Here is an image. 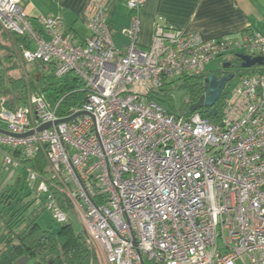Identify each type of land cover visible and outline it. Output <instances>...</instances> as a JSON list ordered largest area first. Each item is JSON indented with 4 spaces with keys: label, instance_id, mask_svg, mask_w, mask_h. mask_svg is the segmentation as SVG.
Listing matches in <instances>:
<instances>
[{
    "label": "built area",
    "instance_id": "built-area-1",
    "mask_svg": "<svg viewBox=\"0 0 264 264\" xmlns=\"http://www.w3.org/2000/svg\"><path fill=\"white\" fill-rule=\"evenodd\" d=\"M147 1L126 0L129 43L120 50L109 0L89 1L83 41L60 15L33 19L20 0H0L2 27L31 44L22 64H49L57 77L73 73L87 94L63 115L62 99L30 94L10 109L1 96L4 166L26 168L56 222L82 224L107 264H264V65L241 77L219 123L150 98L172 78L201 76L230 53L264 57V35L204 39L157 23L143 49L137 41ZM40 153L44 172L24 163Z\"/></svg>",
    "mask_w": 264,
    "mask_h": 264
},
{
    "label": "trees",
    "instance_id": "trees-1",
    "mask_svg": "<svg viewBox=\"0 0 264 264\" xmlns=\"http://www.w3.org/2000/svg\"><path fill=\"white\" fill-rule=\"evenodd\" d=\"M26 47L31 48L26 37L6 31L0 23V97H8L10 109L26 103L30 94L41 95L52 104L62 99L60 107L62 115L72 112L86 101L84 84L73 73L57 77L51 65L39 61L25 62L26 67H23L22 50ZM16 71H22V74L16 76L14 75ZM252 71L253 69H239L236 72L237 76L242 77ZM219 72L220 70L213 72L207 70L201 76L185 77L188 81L198 82H194L193 88L189 84L186 85L191 87V98L183 115L190 116L195 113L191 109L192 105L209 89L205 80L210 74L219 75ZM166 86L167 84L151 94L150 98L170 112H176L173 99L165 92ZM228 96L223 92L213 107H204L196 112L204 118H209L213 123H219ZM24 163L40 172H44L46 167L42 153L35 159L24 160ZM20 179L15 182L16 185H19ZM34 191L38 193L33 189V194ZM14 192L13 188H8L0 194V264H20V260L26 256L29 257L28 262L33 260L35 264H99L98 256L91 248L84 230L77 232L73 227L74 223L60 224L61 227L57 231L43 228L38 223V218L40 212L46 208L45 202L40 208L29 212L35 201L30 199L32 192L27 189L24 191L26 201L17 197L18 191ZM58 199L66 209L70 207L69 204H65L66 200L63 197L59 196Z\"/></svg>",
    "mask_w": 264,
    "mask_h": 264
},
{
    "label": "crops",
    "instance_id": "crops-1",
    "mask_svg": "<svg viewBox=\"0 0 264 264\" xmlns=\"http://www.w3.org/2000/svg\"><path fill=\"white\" fill-rule=\"evenodd\" d=\"M20 1L33 19L62 16L67 32L75 34L78 41H83L89 34L85 10L90 0ZM107 10L116 30L115 45L122 50L129 43L124 30L131 24V11L126 0H109ZM157 23L167 30L199 33L204 39L240 38L257 32L264 35V0H148L141 9L138 47L146 49L152 45ZM36 28L44 38H49L40 26L36 25ZM239 53H230L221 59L225 63Z\"/></svg>",
    "mask_w": 264,
    "mask_h": 264
},
{
    "label": "rangeland",
    "instance_id": "rangeland-1",
    "mask_svg": "<svg viewBox=\"0 0 264 264\" xmlns=\"http://www.w3.org/2000/svg\"><path fill=\"white\" fill-rule=\"evenodd\" d=\"M242 53V52H241ZM22 63V59H21ZM25 64V63H24ZM24 64H22L23 67H26ZM224 61L221 58H217L209 63L208 65V71H219L223 67ZM45 67V66H42ZM44 69V68H43ZM22 74V71H16L14 72V75L20 76ZM241 79V76H235L231 81L227 83V86L224 90V93H227V95H230L234 88L239 84ZM194 82L196 81H188L185 78H172L168 81L167 86L165 87L166 93L169 94V96L173 99V103L177 108L178 113L183 114L185 110L188 108V101L191 98V87L193 88ZM189 84L191 87L186 86ZM3 129L6 127L4 124L0 125ZM0 192L7 190L8 188H13V191L17 192V197L23 198L25 201L26 196L24 194V191L27 189L32 192V196L30 199L34 201L33 208L31 207L28 211L32 212L33 210L40 208L41 205L45 202L46 195H43L42 198H39L33 189L37 191L38 183L30 182L28 180L29 178V172L26 168H12V167H5L4 166V155L0 154ZM18 178H21L19 181V185H16V181ZM14 192V193H15ZM38 198V199H36ZM38 223L43 228H52L54 231H57L61 225L56 222L54 219V216L52 212L48 209H43L40 212ZM73 227L77 232H82L83 226L82 224L76 222L73 224ZM96 254L98 256L99 264H107L106 258L102 250L97 246L96 247ZM27 264H35L33 260L27 261Z\"/></svg>",
    "mask_w": 264,
    "mask_h": 264
},
{
    "label": "water",
    "instance_id": "water-1",
    "mask_svg": "<svg viewBox=\"0 0 264 264\" xmlns=\"http://www.w3.org/2000/svg\"><path fill=\"white\" fill-rule=\"evenodd\" d=\"M241 60V64L235 66L238 69H250L255 66H262L264 65V57L263 56H250L247 54L239 53L236 55ZM232 66L231 62L225 63L223 68H228ZM235 77V74L225 75L219 77L218 73H212L208 76L205 82L208 84V91L205 95L201 96L199 101L194 103L191 107L192 111H198L204 107H213L217 101L220 99L221 95L223 94L227 83L231 81ZM215 112V111H214ZM84 113V112H83ZM50 126V124L43 126L40 130ZM0 132L9 134V132L3 128H0ZM32 133V132H31ZM28 133L26 135H29ZM29 260V257L26 256L20 260V264H26Z\"/></svg>",
    "mask_w": 264,
    "mask_h": 264
},
{
    "label": "flooded vegetation",
    "instance_id": "flooded-vegetation-1",
    "mask_svg": "<svg viewBox=\"0 0 264 264\" xmlns=\"http://www.w3.org/2000/svg\"><path fill=\"white\" fill-rule=\"evenodd\" d=\"M231 62L232 66L228 67V68H222L219 72V77L225 76V75H231V74H235V76H237V70H239L238 68H236L235 66L241 64V60L238 57H234L231 60H227L225 63H229ZM224 63V64H225Z\"/></svg>",
    "mask_w": 264,
    "mask_h": 264
},
{
    "label": "bare ground",
    "instance_id": "bare-ground-1",
    "mask_svg": "<svg viewBox=\"0 0 264 264\" xmlns=\"http://www.w3.org/2000/svg\"><path fill=\"white\" fill-rule=\"evenodd\" d=\"M235 56H236V54H235Z\"/></svg>",
    "mask_w": 264,
    "mask_h": 264
}]
</instances>
